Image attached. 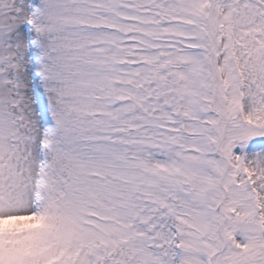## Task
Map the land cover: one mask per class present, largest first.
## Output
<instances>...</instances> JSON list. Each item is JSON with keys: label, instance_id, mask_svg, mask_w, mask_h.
I'll use <instances>...</instances> for the list:
<instances>
[{"label": "snow or ice", "instance_id": "1", "mask_svg": "<svg viewBox=\"0 0 264 264\" xmlns=\"http://www.w3.org/2000/svg\"><path fill=\"white\" fill-rule=\"evenodd\" d=\"M0 264H264V0H0Z\"/></svg>", "mask_w": 264, "mask_h": 264}]
</instances>
